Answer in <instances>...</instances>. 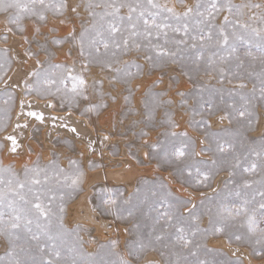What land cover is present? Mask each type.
Masks as SVG:
<instances>
[{
  "label": "rangeland",
  "instance_id": "374dc122",
  "mask_svg": "<svg viewBox=\"0 0 264 264\" xmlns=\"http://www.w3.org/2000/svg\"><path fill=\"white\" fill-rule=\"evenodd\" d=\"M71 2L80 3V0ZM157 2L167 4L176 13L182 14L188 7H194L197 0ZM231 2L234 5H264V0ZM262 13L264 8H244L239 17L223 11L214 20L217 27L223 24L225 16L248 25L239 33L243 41H236V54L243 62L242 66L237 67L240 61L234 59L212 68L199 61L197 67L189 58L194 50L184 45L169 44L166 48L175 53V57H166L155 67L145 59L150 54L147 49L122 57V62L135 60L144 68L143 74L133 79L130 85L120 82L110 84L109 77L113 73L98 63H91L86 70H82L81 65L87 63L88 58L80 56L78 45L52 46L54 58L50 63L74 68L77 73L83 71L89 85L90 102L107 105L84 116L81 112L89 102L79 98L73 102L70 93L65 96L64 85L59 83L61 69L53 67L49 70L52 78L57 80V84L52 85V95L40 96L33 92L25 97V89L20 94L17 87L14 88L22 79L34 84L36 78L29 74L43 71L48 65L38 66L37 58L28 59L23 55L27 45L19 36L4 33L5 16L0 14V35L8 34L10 37L7 43L0 38V53L7 50V60L11 62L10 66L5 64L0 71L3 77L0 79V120L7 126L6 131L0 132V144L4 145L0 148V166H11L16 177L23 180L24 167L31 168L38 162L41 171L36 178L41 183L32 187L43 193L40 200L50 204L53 210L50 234L54 239L50 240L46 235H41L39 241L27 237L28 242L23 244L25 254L21 258L29 262L35 260L38 264L49 260L52 264H119L121 259L127 264H264V255H258L256 251L259 246L247 239H236L237 235L244 236L247 232L242 226L243 215L230 219L229 227L223 231L214 232L209 230V215L206 212L208 207L215 210V205L221 200L233 211L247 202L249 213L254 212L257 220L264 224V219L259 216L260 204L264 202L260 195L264 192V169L258 166L253 173L237 171L234 175L232 168L235 156H247L249 161L260 164V158L255 153L264 141V102L258 99L264 62L256 49L264 46ZM68 15L72 17L71 21L60 24L64 17L49 14L48 23L42 31L47 33L50 28L56 27L58 35L66 36L73 28L78 34L82 23L90 26V17L83 8L79 18H75L74 13ZM252 16L257 18L250 19ZM228 31L230 33L232 29ZM249 49L251 57L246 55ZM33 51H37L34 45ZM15 52L21 59L20 63L16 61ZM208 54L206 51L205 59ZM38 59L44 61V54L41 53ZM121 66L122 63L114 67ZM101 79L104 84L103 100L91 88L94 81ZM57 87L61 88L60 92L55 91ZM68 88H71L70 81ZM149 90L161 94V103L151 119L142 114L145 112L143 101ZM254 92L257 99L245 105ZM125 97L130 98V104ZM32 98L43 103L50 102L55 114H74L78 117L82 122L79 136L59 129L61 126L57 124L49 126V119L43 123L33 119L24 146L25 152H28L8 153L3 135L17 121L21 100ZM209 103L212 105L210 110L206 107ZM243 106L253 112L251 124L233 112ZM173 124L176 126L172 127ZM89 130L91 135L86 134ZM142 131L147 135L141 136ZM173 132L178 135L185 133L191 141L189 148L196 153L191 159L204 161L208 166L216 161L215 174L209 186L189 184L187 174L181 175L179 171L184 166L181 161L169 163L158 156H146L150 152L147 145L164 141L165 133ZM104 136L108 137V143L102 141ZM89 140L94 151L88 148ZM218 143L232 147L221 153L217 150ZM201 149L211 151L201 152ZM201 168L207 170L204 165ZM73 181L77 183L74 185ZM193 194L199 197L193 198ZM27 195L29 199H34L30 193ZM106 200H114L115 203L108 204ZM179 201L191 203L183 205ZM192 204H196L197 210L204 214L199 219H182L188 216ZM165 212L171 214V223L162 218ZM178 228H184V234L192 241L187 246L177 242ZM33 231H38L34 225ZM193 232L195 235H192ZM20 236L23 238L26 234L21 232ZM9 241L6 233H0V258H4L5 262L11 259L6 255L11 250ZM228 247L230 250H245V255L230 252ZM15 251L19 252V247ZM56 252H59V259Z\"/></svg>",
  "mask_w": 264,
  "mask_h": 264
},
{
  "label": "snow or ice",
  "instance_id": "6c2138e0",
  "mask_svg": "<svg viewBox=\"0 0 264 264\" xmlns=\"http://www.w3.org/2000/svg\"><path fill=\"white\" fill-rule=\"evenodd\" d=\"M81 8L88 13L90 26H85L82 23V30L78 34L75 28L66 36L58 35L56 27L50 28L47 33L42 31V28L48 23L49 14L53 17H64V19L59 21L60 24H64L72 19L68 13H74L75 18H79ZM244 8L261 9L264 8V5H234L231 0H197L194 7H188L182 14H178L173 8L168 7L167 4L158 3L157 0H80V3H72L71 0H0V14L5 16L4 33L20 37L23 44L27 45L23 53L25 57L28 59L37 58L38 66L48 65V68L43 71L37 70L29 74L36 79L34 84H29L25 80V97L33 92L40 96L54 94L52 85L57 84V80L52 78L49 70L53 67L61 69L62 75L59 78V83L64 85L65 96L67 97L70 93V99L73 102L77 98L89 102L81 112V116L94 112L99 107L106 108L107 105L92 104L90 102L88 95L89 85L83 75V71L77 73L74 68L52 65L50 63L51 59L54 58L51 50L52 46L59 48L64 44H69L73 47L78 45L80 56L88 58L87 63H82V70H86L91 63H98L103 69L113 73L109 77L110 84L120 82L130 85L133 79L138 78L144 72L143 66L135 60L122 62V57L129 55L133 51L147 49L150 54L146 55L145 59L153 67L166 57H175V53H171L166 48L169 44L184 45L194 50L193 55L189 58L192 59L194 64H197V67H199V61H203L209 68L222 63H230L234 59L240 61L239 56L236 54V41H243V36L239 33L241 29H247L248 25L240 24L238 19L229 20L228 16H225L223 24L217 27L214 24V20L223 11L239 17L242 15ZM96 9H102V11L97 12ZM256 18V16L250 17V19ZM260 19L264 23V13L261 14ZM229 28L232 29L230 33L228 31ZM169 33L172 35L170 36ZM8 34L0 35V38L5 43L10 38ZM33 45L37 49L35 52L33 51ZM101 48H103V52H101ZM256 50L260 53L261 61L264 62V46H258ZM206 51L209 54L205 59ZM41 53L45 56L44 61L38 59ZM69 54H71V49ZM246 55L252 56L250 49ZM252 58L255 59V57ZM10 63L7 60V50H4L0 53V71H3L5 64L10 66ZM121 63V67H114ZM242 63L240 61L237 67L242 66ZM132 69H135V71H132ZM219 70L223 73L222 69ZM2 78L0 76V79ZM68 81L71 82L70 89L68 88ZM91 88L103 100V80L94 81ZM127 90L131 95V89L128 88ZM55 91L60 92L61 88L57 87ZM160 95L153 93L151 90L146 93V99L143 101L145 112L142 114H146L149 119L153 117L155 108L161 103ZM180 95L183 96L184 94L180 93ZM9 96L11 98V94ZM255 99L257 97L254 92L245 101V105L250 104ZM258 99L264 102V73H261ZM125 100L129 104L131 103L129 97H125ZM25 107V103L21 101L14 132L16 129L28 127L27 123H19L21 116L32 117L41 123L45 120L42 113L32 110L25 112ZM48 107H52V105L48 104ZM206 107L210 110L212 105L209 103ZM27 108H32L31 103L27 105ZM193 112L197 114L195 110ZM233 112L241 118H246L248 123L251 124L253 112L249 107L243 106L239 109H234ZM51 119L55 120L57 118L52 117ZM61 126L79 136L77 128L69 126L63 121V118H61ZM175 126L174 124L172 125V127ZM6 127L3 121L0 120V132L6 131ZM146 135L147 133L141 132V136ZM104 139L107 140L108 137L105 136ZM4 140L10 142L8 150L13 154L17 153L19 147L17 137L14 134H8L4 137ZM190 144L191 141L187 139L185 133L179 135L174 132L165 133L164 141L147 145L150 152L146 153V156L151 158L158 156L169 163L181 161L184 166L179 171L181 175L187 174V182L189 184L209 186L215 174L216 161L214 160L212 165L208 166L204 161L191 159L196 153L194 150H190ZM3 147L4 145L0 144V148ZM231 147V145L217 144V150L221 153ZM88 148L92 151L95 150L91 140L88 142ZM205 151H211V149H201V152ZM255 154L260 158L259 165L255 161H249L247 156H235L233 158L235 162L232 164L233 174L235 175L237 171L253 173L258 166L264 169V141H261L260 148ZM71 163L75 164V161ZM201 165H204L207 170H202ZM40 171L38 162L31 168L25 166L23 169L24 179L21 180L16 177L11 166H0V233H6L9 236L11 249L6 253L11 259L5 262L4 258H0V264H38L35 260L29 262L21 258L25 254L23 244L28 242L27 237H30L31 240L39 241L41 235H46L50 240L54 239L50 234L53 215L51 205L44 204L40 200V196L43 193L39 190H34L32 187L41 183L36 178ZM80 176L82 177V173ZM76 183L77 181H73L74 185ZM245 186L247 187L248 185L246 184ZM225 188H227V183ZM28 193L34 199H29ZM260 195L264 198V192H261ZM52 199L55 200V196H52ZM105 203L111 204L115 203V201L106 200ZM179 203L188 205L191 201H179ZM246 204L247 202L236 208L235 211L227 207L223 200L215 205V210L212 207H208L206 212L209 215V230L221 232L229 227L230 219L243 215L245 219L242 226L246 228L247 232L244 236L237 235L236 239L252 241L259 246L256 250L257 254L264 255V224L257 220L254 212L249 213ZM260 209L259 216L264 219V202L260 204ZM60 210L63 211V208L61 207ZM202 214L204 212L197 210V205L192 204L188 211V216L182 219H199ZM5 216H7V220H5ZM170 217L171 214L165 212L162 218L168 219L169 223H171ZM33 225L38 231H33ZM21 232L25 233L26 237L22 238L20 236ZM177 232L176 240L178 243L187 246L192 242L184 234V228H178ZM192 235H195V232ZM157 239H161V237ZM17 247L20 249L19 252L15 251ZM55 255L59 259V252H56ZM43 264H52V261H44ZM119 264H127V261L121 259Z\"/></svg>",
  "mask_w": 264,
  "mask_h": 264
},
{
  "label": "bare ground",
  "instance_id": "6f19581e",
  "mask_svg": "<svg viewBox=\"0 0 264 264\" xmlns=\"http://www.w3.org/2000/svg\"><path fill=\"white\" fill-rule=\"evenodd\" d=\"M15 54H16V61H17V63L19 62H21L20 60V58H19V56L17 55V52H15ZM27 76V75H26ZM24 82H23V79L22 80H20L16 85H14V88H16V89H18V91L20 92V94H22V91H23V89H24V84H23ZM9 84V83H8ZM16 86V87H15ZM24 92V91H23ZM21 101H23L24 103H25V112H27V111H29V110H32V111H37V112H40V113H42L43 115H44V117H45V120L46 119H49L50 120V122L48 123V125L49 126H54V125H56L57 124V126H61V118H63V121L65 122V123H67L69 126H71V127H76L77 128V130L79 131V127H80V125H81V121L79 120V118L78 117H76L74 114H67V115H63V114H55L54 112H52V107H48V104H51L50 102H48V103H43V102H40V101H38V100H36V99H34V98H32V99H30V100H24V99H22ZM29 103H31V105H32V108L31 109H28L27 108V105L29 104ZM20 104H21V102H20ZM52 105V104H51ZM19 108V110L17 111L18 112V115H19V112H20V106L18 107ZM18 117V116H17ZM16 117V118H17ZM52 117H56L57 119H55V120H53V119H51ZM33 119L34 118H32V117H24V116H21L20 118H19V123H21V124H24V123H27L28 124V127L27 128H23V129H16L15 130V132H14V128H15V125H16V123H17V121H14V125H13V127L8 131V133L6 134V135H8V134H14L16 137H17V141H18V144H19V147H18V149H17V153H26V152H28V151H26L25 152V150H24V146H25V142H26V140L28 141V135H29V129L31 128V125H32V122H33ZM61 128H63L64 130H68L67 128H65V127H63V126H61L59 129H61ZM263 129H264V126L262 127ZM62 129V130H63ZM69 131V130H68ZM263 131V130H262ZM71 133V132H70ZM71 134H73V136L74 135H76V134H74V133H71ZM87 135H91L92 134V131L91 130H89V131H87V133H86ZM6 135H3L4 137L6 136ZM70 135V134H69ZM87 135H84V136H87ZM84 136H82L83 137V139H84ZM4 137H3V139H4ZM82 137H80V138H82ZM105 137V136H104ZM104 137H102L103 138V142L105 143L106 142V140L104 139ZM86 138V137H85ZM5 141V140H4ZM108 141V140H107ZM9 143L10 142H8V141H5V147H7V150L6 151H8V153H10V154H13V153H11L9 150H8V145H9ZM27 143V142H26ZM106 143H108V142H106ZM25 149H26V147H25ZM7 153V152H6ZM17 153H15V154H17ZM9 155V154H8ZM27 156V158H28V155H26ZM26 156H23V157H25V159H26ZM16 157V156H15ZM22 157V158H23ZM10 158V157H9ZM17 158V157H16ZM19 159V158H18ZM18 159H15V160H18ZM25 159H23V161L25 160ZM20 160V159H19ZM28 160V159H27ZM17 163V162H16ZM27 163V162H26ZM216 188H218V185L216 186ZM208 194V193H207ZM197 197H199V195L198 194H193V198H197ZM196 202V201H195ZM229 248V247H228ZM229 250H230V248H229ZM231 250H232V252L233 253H238V254H242V255H245L244 253H245V250H242V249H237V248H231ZM231 250H230V252H231ZM249 257V256H248Z\"/></svg>",
  "mask_w": 264,
  "mask_h": 264
}]
</instances>
